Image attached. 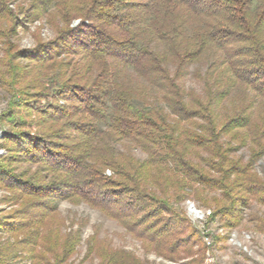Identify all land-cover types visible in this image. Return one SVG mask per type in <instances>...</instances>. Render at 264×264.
<instances>
[{"label":"trees","instance_id":"trees-1","mask_svg":"<svg viewBox=\"0 0 264 264\" xmlns=\"http://www.w3.org/2000/svg\"><path fill=\"white\" fill-rule=\"evenodd\" d=\"M36 21L53 37L19 49L17 30ZM0 53V188L20 206L0 219L17 239L0 264H62L78 239L57 252L44 237L59 228L62 202L187 264H202L205 246L181 204L210 210L208 222L228 231L250 204L264 206L254 169L264 157V0H0ZM204 59L203 90L185 92L183 71ZM21 163L35 170L14 173Z\"/></svg>","mask_w":264,"mask_h":264},{"label":"rangeland","instance_id":"rangeland-1","mask_svg":"<svg viewBox=\"0 0 264 264\" xmlns=\"http://www.w3.org/2000/svg\"><path fill=\"white\" fill-rule=\"evenodd\" d=\"M22 21V18H20ZM79 21H75L72 26H76ZM16 45L19 49H31L36 43V37L42 41L50 40L53 37L52 31L42 22L25 23V29L19 28ZM1 57V53H0ZM208 63L206 59L189 66L183 71L179 83L185 92L194 91L201 93L203 83L195 76L196 71L203 73ZM173 71V68H170ZM130 70L125 73L124 80L134 79ZM6 99L0 91V115L6 110ZM32 132H35L33 129ZM1 137V131H0ZM117 149H122L117 145ZM131 154L143 161L145 155L134 146L127 148ZM5 152L0 149V156ZM236 156L247 161L248 152L241 149ZM14 173L31 172L35 167L21 163L15 165ZM13 168V169H14ZM254 169L261 179H264V157L254 165ZM12 192L0 188V219L12 215L18 211L20 206L11 202ZM185 217L189 220L193 232V240L201 238L204 244L205 256L202 264H264V206L255 203L250 204L243 214V220L237 228L232 231L225 230L221 227L223 224L219 219L208 222L210 210L194 203L185 201L179 206ZM57 225L59 228L49 227L44 231V237L49 243V247L57 252H61L64 247V241L73 235L77 242L73 251L64 259L62 264H114V261H120L123 264H187L191 258L182 259L176 262L166 261L154 253L144 248L141 241L134 238L117 222L103 216L99 211L89 206L79 203L77 205L62 202L58 205ZM56 226V224H55ZM2 231V230H1ZM0 231V254L5 245H12L15 240H7L8 235ZM202 233L211 237L210 246H206L202 239ZM204 237V236H203ZM220 237L222 240L216 242L215 238ZM9 247V246H8ZM15 249H21L17 245ZM18 251V250H17ZM56 252V251H55ZM17 254V252H15ZM103 255H106L105 261ZM28 257L21 255L20 259L3 261L5 264H31ZM51 262V263H50ZM54 262L49 261V264Z\"/></svg>","mask_w":264,"mask_h":264},{"label":"built area","instance_id":"built-area-1","mask_svg":"<svg viewBox=\"0 0 264 264\" xmlns=\"http://www.w3.org/2000/svg\"><path fill=\"white\" fill-rule=\"evenodd\" d=\"M208 215H210V212L208 213ZM204 236V237H203ZM202 239H203V242L205 243L206 246H210L211 244V237L205 233H202Z\"/></svg>","mask_w":264,"mask_h":264}]
</instances>
